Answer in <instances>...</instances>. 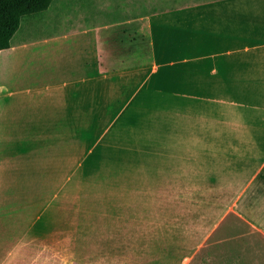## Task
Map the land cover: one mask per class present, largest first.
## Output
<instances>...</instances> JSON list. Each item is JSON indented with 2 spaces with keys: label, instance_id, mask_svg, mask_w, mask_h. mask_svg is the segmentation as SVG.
I'll list each match as a JSON object with an SVG mask.
<instances>
[{
  "label": "crops",
  "instance_id": "1",
  "mask_svg": "<svg viewBox=\"0 0 264 264\" xmlns=\"http://www.w3.org/2000/svg\"><path fill=\"white\" fill-rule=\"evenodd\" d=\"M145 21L137 64L107 66L110 24L0 50V145L39 178L1 264H264V0Z\"/></svg>",
  "mask_w": 264,
  "mask_h": 264
},
{
  "label": "rangeland",
  "instance_id": "2",
  "mask_svg": "<svg viewBox=\"0 0 264 264\" xmlns=\"http://www.w3.org/2000/svg\"><path fill=\"white\" fill-rule=\"evenodd\" d=\"M200 1L205 0H53L48 9L22 18L12 38L14 41L31 39L62 28L76 29L87 25L110 24V37L115 41L113 50L107 53V48L100 44L101 57L107 61V66L114 68L137 64L150 58L145 16L157 10ZM117 26L118 31L115 30ZM22 148L0 145V264L4 260L2 250L6 243L1 239L7 232L14 231L17 193L25 184L39 183V178L23 175ZM48 180L44 178L45 183ZM8 196L12 199L10 204H7ZM13 208L14 211H11ZM15 262L16 260L12 261V264Z\"/></svg>",
  "mask_w": 264,
  "mask_h": 264
},
{
  "label": "trees",
  "instance_id": "3",
  "mask_svg": "<svg viewBox=\"0 0 264 264\" xmlns=\"http://www.w3.org/2000/svg\"><path fill=\"white\" fill-rule=\"evenodd\" d=\"M52 0H0V50L11 45V38L22 18L46 10Z\"/></svg>",
  "mask_w": 264,
  "mask_h": 264
}]
</instances>
